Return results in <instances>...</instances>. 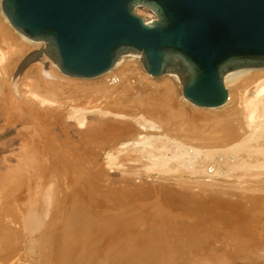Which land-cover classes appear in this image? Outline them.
<instances>
[{
	"label": "rangeland",
	"instance_id": "374dc122",
	"mask_svg": "<svg viewBox=\"0 0 264 264\" xmlns=\"http://www.w3.org/2000/svg\"><path fill=\"white\" fill-rule=\"evenodd\" d=\"M135 13L145 21L154 17L142 7ZM10 34L14 46L23 45V54L10 59L9 68L0 63L5 72L0 71V264H264V201L248 199V184L233 181L229 154L210 158L200 153L197 167L172 161L175 171L148 176L151 147L134 143L141 140L139 131L125 135L122 129H105L94 112L86 113L82 125L65 116L75 84L104 83L108 75L75 78L53 66L59 80L48 86L39 74L38 63L44 65L45 57L23 71L19 97L9 98L11 89L1 88L3 79H13L23 56L39 48ZM125 61L145 72L138 58ZM165 79L176 101L187 109L202 108L185 101L173 76L149 77L158 84ZM35 80L37 94L55 101L40 105L25 98L22 89ZM224 106L209 110L220 114ZM152 138L156 145L165 143L156 153L166 150L170 156L176 150L173 141ZM118 141L130 142L119 154ZM108 151L118 155L117 167L105 165ZM206 166L221 174H202ZM28 214L37 223L32 222L33 229L24 224Z\"/></svg>",
	"mask_w": 264,
	"mask_h": 264
},
{
	"label": "water",
	"instance_id": "95a60500",
	"mask_svg": "<svg viewBox=\"0 0 264 264\" xmlns=\"http://www.w3.org/2000/svg\"><path fill=\"white\" fill-rule=\"evenodd\" d=\"M137 7L154 17L145 21ZM1 10L46 44L15 73L44 53L63 74L90 79L132 54L152 77L176 74L187 101L213 108L228 99L225 74L264 68V0H1Z\"/></svg>",
	"mask_w": 264,
	"mask_h": 264
},
{
	"label": "bare ground",
	"instance_id": "6f19581e",
	"mask_svg": "<svg viewBox=\"0 0 264 264\" xmlns=\"http://www.w3.org/2000/svg\"><path fill=\"white\" fill-rule=\"evenodd\" d=\"M0 19L3 21L2 23L5 22L1 24L0 20V63L6 62L5 66H7L10 63V59L13 61L12 58L23 54V45L22 47H18L20 44L17 43L18 45L15 44L16 47L14 46L15 42L10 39V31L16 37L25 41L26 44L28 43V45L35 44V47L37 45L39 48L45 47V42L33 41L17 32L11 26L1 10V0ZM45 57L43 53L39 60ZM124 57H136L140 61V56L132 54L123 55L110 70L102 74L105 76L108 75L107 82L96 85L77 84V86L75 84L71 88L70 94H68L69 100L66 103L67 107H69L67 108L65 116L74 117L77 124L82 125L85 122L86 113L94 112L98 115V122L102 123L105 129H122L125 135L139 131L137 135L141 140L134 143H138L141 147H145V145L151 147V150L146 151L148 164L145 165V169L148 172V176L151 171H158L162 174L172 170L175 171L177 165H184L185 168L197 167L195 165V159L200 153L204 157H210L213 153L226 152V154L232 157L228 171L231 172L229 175L232 176L233 181L236 182L241 179L240 183L248 184V188L252 190L251 192H248V190L245 192L248 199H256L259 197V199H263L262 201H264V68H243L225 74L224 85L225 87H229V100H226L221 105L227 107L225 109L226 111L217 114L209 110L215 109L216 107L207 109H203L204 107H202L199 110L189 107L190 109H187L181 102L180 104L174 98V91H172L171 83L168 82L169 80L165 79L159 84L150 81L149 77L151 75L146 71L139 70L134 64L128 61L121 63V59ZM46 59V62H44L45 66L43 63H38L41 67L39 74L45 85L52 86L55 80L59 79L53 76L51 72L53 69L51 67L55 65L51 62V59L47 57ZM28 66L20 73H15L14 71L12 73L13 79H7L8 81L5 78L3 79L1 88L2 84L4 87L9 85L8 87L11 89L9 98L19 97L17 83L25 75L26 72L23 71ZM55 67L56 69L58 68L57 66ZM2 73L5 72L2 71ZM168 75L173 76L179 81L176 74L169 73ZM29 79L32 80L31 78ZM37 82L36 80L33 83L30 82V89L29 87L28 89H22V94L31 103L34 100H38L37 102H40V105L49 101L52 102L54 99H49L47 96L41 97L42 93L41 96L37 94L39 90V82ZM185 101L193 105L186 99ZM230 102L231 105H229ZM149 131H156V133L158 132L160 134L157 133V136L147 135L150 133ZM152 137L173 141L172 143L176 150L174 149V152L171 151L170 156L166 154V150L162 153H156L161 148L165 149V143L162 145L161 142L160 145H156L155 141H152L154 140ZM117 144L119 146L117 147L118 150L116 153L119 154L122 148L130 144V142L118 141L115 145ZM117 156V154L108 151L105 165L110 169L113 166L117 167ZM209 157L208 159L212 158ZM172 161H177V165ZM214 169L212 170V167L206 166L200 170L202 174L211 172H214L212 174L215 175L221 174V169ZM238 170H242V173L237 174ZM195 171H198V168ZM252 185L257 186L256 191L253 190ZM34 214L37 215L35 212ZM28 216L24 224L31 225L33 229L34 225L32 222L37 223L35 222L33 214L32 216L28 214ZM25 218H27V215Z\"/></svg>",
	"mask_w": 264,
	"mask_h": 264
}]
</instances>
